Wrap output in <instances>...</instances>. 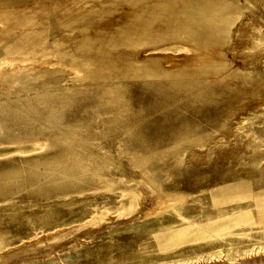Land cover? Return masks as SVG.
I'll list each match as a JSON object with an SVG mask.
<instances>
[{
  "label": "rangeland",
  "instance_id": "obj_1",
  "mask_svg": "<svg viewBox=\"0 0 264 264\" xmlns=\"http://www.w3.org/2000/svg\"><path fill=\"white\" fill-rule=\"evenodd\" d=\"M3 5L26 7L14 15L36 22L9 32L14 19L0 17V177L16 176L0 193V264H264V218L214 227L264 206V0H216V18L230 22L224 42H195L165 26L151 44L142 34L134 48L121 46L140 59L158 46L149 55L159 66L194 48L190 73L97 77L87 74L85 54L63 49L83 39L90 16H118L130 0ZM243 23L249 36H238ZM208 26L196 22L194 30ZM14 31L26 40L10 47ZM207 59L222 68L200 71ZM230 69V87L182 85L186 74ZM96 82L113 84L117 97L100 99ZM156 148L169 154L153 173L142 158ZM48 158L59 164L48 167ZM78 160L86 168L78 180L61 179Z\"/></svg>",
  "mask_w": 264,
  "mask_h": 264
},
{
  "label": "bare ground",
  "instance_id": "obj_2",
  "mask_svg": "<svg viewBox=\"0 0 264 264\" xmlns=\"http://www.w3.org/2000/svg\"><path fill=\"white\" fill-rule=\"evenodd\" d=\"M5 1L6 0H0V17L2 18V16H4V18L7 19L10 16L14 19L11 25H7L9 32H11L12 27H15V25H23L28 29H35V16L31 17L26 13L17 14V16L14 15L20 13L21 9L22 11L26 10V7L6 10V7L3 5ZM130 2L133 6L128 10L122 11L118 16L115 15L110 18L105 17L102 19L97 18L96 15L90 16V19L82 24L83 39L63 49V51L68 52L76 47L78 51L86 55V58L92 64V66L87 69V74L89 76H105L116 70L128 75H136L137 72L147 71L152 74L167 75L170 72H174V70L179 67H183L186 73H190V69L186 67L185 64L192 62L196 58L194 48H191L190 53L187 52L181 57L174 56L173 54L168 61L172 69L168 71L166 68L168 63L159 66L157 63L159 57L153 56L152 54L149 55L151 52L158 51V46L150 45L147 48L148 55L141 59L137 58L136 51L133 52V49L127 51L122 49L121 46L134 48L137 43L142 41L140 39V35L142 34H149L151 38H148L151 44L155 41L153 37L155 33H158L159 29L168 30L165 26H169L177 31H183L185 38H190L195 42L208 41L211 43H218L220 41L224 42L226 32L230 28V22H224L222 18H216V0H130ZM251 8H255V4H252ZM115 10H117L116 7L113 8L111 12ZM197 14H199L200 18L196 17ZM164 16H170L173 22L171 24L162 23L160 19ZM196 22L209 24L207 32L201 34L194 30ZM240 26L241 27L238 29V36H249L248 26L244 23ZM12 33H14L15 36L10 43V47L15 46V44L22 39H24V41L26 40L25 37L19 36L16 31ZM27 49L33 51L31 42L27 46ZM42 54V56L48 55V53ZM201 63L200 71H204L206 67L211 65L214 70L221 69L224 62H215L214 59L209 61L207 59L203 60ZM237 72L241 74L240 71ZM10 73L11 71L7 72V78ZM232 73L233 70L230 69L213 78L204 76L202 78H195L194 75L191 76L186 74V79L183 81L182 85L190 92L199 91L203 84L213 87L210 85L218 84L219 86L221 82H224L226 86L230 87V84L226 83L224 79ZM93 90L99 95L100 99H110L118 95V89L113 84L96 82L93 85ZM63 145L65 144L60 141L57 147L60 148L63 147ZM168 154L166 148L153 149L149 155L142 158L143 166L149 168L151 172L156 173L158 172V160L165 158ZM56 162L57 160L48 158L46 164L48 167L59 164ZM100 168V165H95L91 174L101 175ZM85 170V166L78 160L74 165L64 168L60 173V177L65 180H78L80 174ZM15 181V175L0 177V193L3 187H6L9 183H15ZM127 191V197L130 198V200H132V197L135 198L134 196L138 194L136 189ZM254 216L257 218H264V206L260 207L256 214L247 213L237 217L221 218L214 227L227 226L242 219L247 220L251 217L255 219ZM214 227L212 226L211 228L214 229Z\"/></svg>",
  "mask_w": 264,
  "mask_h": 264
}]
</instances>
